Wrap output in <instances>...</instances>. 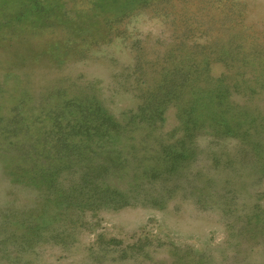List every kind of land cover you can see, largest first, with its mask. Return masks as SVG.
Listing matches in <instances>:
<instances>
[{
	"label": "rangeland",
	"instance_id": "obj_1",
	"mask_svg": "<svg viewBox=\"0 0 264 264\" xmlns=\"http://www.w3.org/2000/svg\"><path fill=\"white\" fill-rule=\"evenodd\" d=\"M44 1L40 7L32 0H0V264H188L197 258L199 264H264V230L248 226L256 224L252 213L259 207L264 211V152L260 156L253 150L260 142L264 148V88L251 98L244 91L232 97L243 109L260 114L255 123L249 115L233 133L197 131L196 153L174 177L144 183L140 189L146 200H54L52 182L42 184L20 167L27 148L22 143L35 141L40 147L51 140L43 126L48 120L29 134L11 133L12 142L6 139L4 127L16 125L9 123L10 113L24 90L37 109L58 86L80 93L88 82L95 85L87 87L88 93L95 91L117 116L138 103L132 84L135 58L123 42L63 65L29 55V49L86 37L80 34L87 29L81 22L89 14L80 13L87 12L89 0ZM236 1L244 12L239 30L246 39L264 42V0ZM193 2L202 11L198 24L220 29L215 18L206 17L210 0ZM99 24L100 19H91L92 26ZM122 26L130 30L131 40H141L148 59L173 41L174 23L149 9ZM222 70L218 64L214 71ZM175 112H168L164 132L177 124ZM250 125V133H244ZM67 175L66 170L61 175L64 184Z\"/></svg>",
	"mask_w": 264,
	"mask_h": 264
},
{
	"label": "trees",
	"instance_id": "obj_2",
	"mask_svg": "<svg viewBox=\"0 0 264 264\" xmlns=\"http://www.w3.org/2000/svg\"><path fill=\"white\" fill-rule=\"evenodd\" d=\"M32 2L45 7L44 0ZM88 2L87 12L80 13L89 14L81 22L87 29L82 26L84 32L80 33L88 39L84 37L79 42L67 38L61 43L41 46L37 51L29 49L28 53L35 61L47 58L53 65H63L79 55L91 56L116 41L123 42L135 58L132 84L137 89L138 103L117 116L95 91L88 93L87 87L95 88L94 82L86 83L80 93L58 86L46 94L40 109L29 105L30 94L26 90L21 93L10 113L13 120L9 123L16 125L4 127L6 139L11 138V133L29 134L35 124L48 120L43 126L48 127L44 132L51 135V140L43 141L42 147L35 141L26 144L19 142L20 138L16 141L27 147L20 167L26 173L32 172L33 178L42 184L52 182L54 200L143 198L140 188L144 183L174 177L185 167L187 159L196 153L192 144L197 131L208 128L214 135L228 134L249 115H254L250 120L254 123L259 119L260 114L232 101L235 93L244 91L251 98L264 88V42L256 41L257 37L246 39L239 30L243 19L238 17L244 15L240 2L210 0V13L206 17L215 18L213 23L221 29L216 31L198 24L202 11H197L193 0ZM108 3L115 9L108 8ZM217 5L221 10L212 11V6ZM144 9L151 10L153 16L171 19L175 26L173 41L154 59L147 58L141 40H131L130 30L122 26L126 19ZM91 19H100L101 27L92 26ZM202 37L204 41L200 40ZM218 64L223 65V70L215 74ZM171 108L176 110L177 124L164 132L162 128ZM246 129L244 133L249 134L252 126ZM254 147V152H261V156L262 142ZM65 170L67 184L61 180ZM258 209L252 213L256 224L248 225L252 231L254 227L264 230V211ZM197 259L188 264H197Z\"/></svg>",
	"mask_w": 264,
	"mask_h": 264
}]
</instances>
